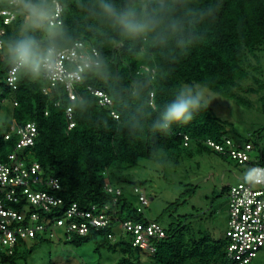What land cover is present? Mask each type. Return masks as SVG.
Returning a JSON list of instances; mask_svg holds the SVG:
<instances>
[{"label":"trees","instance_id":"1","mask_svg":"<svg viewBox=\"0 0 264 264\" xmlns=\"http://www.w3.org/2000/svg\"><path fill=\"white\" fill-rule=\"evenodd\" d=\"M208 2L192 0V5L198 7ZM3 18L4 15H0V27L10 30L16 18L8 24L3 23ZM61 19L73 35L96 47L108 58L111 76L107 80L87 76L82 83L75 85L76 99L70 101L63 85L52 87L49 94H44L39 86L28 81L12 89L6 85V70L0 68V110L8 103L11 116L10 129L0 135V164L12 167L14 162L9 156L14 153L17 162L29 172L27 186L31 191H46L62 199L48 216L62 215L72 203H76L84 210L96 206L94 213L105 212L110 222L97 229L90 225L85 235L74 231L64 240L48 237L44 232L28 239L19 237L12 252L7 245L0 244L4 249L2 260L13 261L22 245L32 249L33 245L28 246V241L57 240L74 248L91 242L92 252L97 255L96 264L228 263L230 241L226 230L222 236L214 228L195 226L182 219L164 227L158 220L146 216L145 211L140 213L137 194L132 192L134 198H131L120 185L125 182L126 171L137 167L141 161L174 166L183 155L190 153L192 147L224 158L225 155L209 146L207 140L225 147L226 139L235 144L251 143L253 151H257L254 157L264 163V148L258 130L231 137L227 129L230 122L218 117L209 107L188 124L174 126L167 136L145 131L132 139L126 123L135 113V101L130 99L127 88L132 81L142 78L145 70L141 65L152 64L161 69L160 79L155 82L160 105L170 102L173 89L182 82L210 80L214 92L231 99L239 96L236 91H252V83H257V76L262 71L257 54L264 51V0H222L215 18L201 25L203 39L179 56H174L171 46L153 47L132 41H125L122 47L112 46L110 40L114 33L86 17L75 0H65ZM88 86L105 92L111 97L112 104H100L99 97ZM81 99L83 104L79 103ZM70 105L73 125L68 129L66 108ZM27 123L35 126L34 142L15 148L21 136L17 130ZM6 134L9 136L5 137ZM184 134L188 136L187 145L183 144ZM234 161L241 166V173L249 168L246 163ZM33 164L39 166V171L30 172L29 167ZM34 178L38 181L33 182ZM51 179H56L59 186L48 184ZM133 184V187L139 186ZM108 185L120 187L122 193L109 210L103 211L104 205L112 202L114 197L106 190ZM13 186L19 200L15 203L8 201L7 206L23 217L9 225L16 230L21 225H30L28 216L38 210L23 193L22 186ZM226 188L228 196V184ZM227 201L228 197L225 208ZM43 216L42 211V220ZM127 219L144 224L155 221L163 227L165 236L153 240L155 249L152 253L134 246L132 234L122 232L121 224ZM117 229L121 234L117 235ZM124 235L129 236V240H124ZM103 249L105 253L101 252Z\"/></svg>","mask_w":264,"mask_h":264},{"label":"clouds","instance_id":"2","mask_svg":"<svg viewBox=\"0 0 264 264\" xmlns=\"http://www.w3.org/2000/svg\"><path fill=\"white\" fill-rule=\"evenodd\" d=\"M75 3L86 17L114 33L112 46L122 47L125 41L171 46L174 56L186 54L203 39L201 25L214 19L222 7V0H209L198 7H193L192 0ZM64 4L65 0H0V14L7 12L16 18L10 30L0 28V68L6 70L9 86L15 88L28 81L46 92L53 82L66 88L82 83L89 75L110 78L108 58L73 35L63 23ZM160 71L159 65H147L142 78L127 88L135 101V113L126 123L132 139L145 131L167 136L174 126L188 124L217 99L210 80L182 82L173 89L170 102L160 105L155 87ZM243 179L250 184L264 183V168H248Z\"/></svg>","mask_w":264,"mask_h":264},{"label":"rangeland","instance_id":"3","mask_svg":"<svg viewBox=\"0 0 264 264\" xmlns=\"http://www.w3.org/2000/svg\"><path fill=\"white\" fill-rule=\"evenodd\" d=\"M262 71L252 91H236L239 96L231 99L216 92L217 99L210 105L220 118L230 122L228 134H245L258 130L264 148V51L257 54ZM251 86V85H250ZM8 103L0 110V135L10 129L11 116ZM257 151H253L252 156ZM189 154V155H188ZM183 155L177 165L161 166L151 160L126 171L121 185L134 198L133 183L138 184L148 197L144 208L146 216L156 219L164 227L180 219L195 226L214 228L224 236L227 227V184L243 181L241 166L227 157L196 148ZM238 178H237V176ZM217 209H219L217 211ZM117 235L121 232L118 229ZM116 235V237H117ZM129 236H123L129 240ZM28 246L18 248L13 261H3L4 249L0 247V264H96L97 255L92 252V243L74 248L57 240L28 241ZM104 250V249H103ZM105 253L104 251H101ZM94 255V256H93ZM96 256V258H95ZM112 261V260H111ZM103 264V263H102ZM106 264V263H104ZM111 264V263H107ZM250 264H264V244Z\"/></svg>","mask_w":264,"mask_h":264},{"label":"built area","instance_id":"4","mask_svg":"<svg viewBox=\"0 0 264 264\" xmlns=\"http://www.w3.org/2000/svg\"><path fill=\"white\" fill-rule=\"evenodd\" d=\"M4 15L3 23H10L15 17L14 14L7 12L0 14ZM1 28V27H0ZM94 47V46H91ZM96 48V47H95ZM145 70L146 65H141ZM6 85L15 89L7 83ZM53 84L46 88L44 94H49ZM88 88L93 94L99 97V103L102 105H111L112 101L105 92L99 89ZM70 101L76 99L75 85L69 84L66 88ZM58 105L59 103L56 102ZM113 116L117 117L114 111H111ZM66 115L69 121L68 129L73 125L72 120V105L66 108ZM17 132L20 133V138L15 148L32 145L36 135V129L33 123H27L24 127H20ZM9 135H5L8 137ZM183 144H188V136L183 135ZM207 144L212 146L216 151L236 160L238 163H246L249 168L260 167L264 168V163H259L257 158L252 156L253 146L251 143H233L230 139L225 140V145L207 140ZM14 164L9 167L7 164H0V244L7 245L9 252H12L18 238L28 239L34 237L37 233L44 232L48 237L64 240L71 237L72 232H77L80 235H85L89 226L99 228L107 225L110 222V217L105 212L94 213L97 210L96 206H92L89 210L80 209L76 203H72L62 215L48 216L52 212L53 207L62 203V199L48 194L46 191H31L28 188L29 172L22 168L21 162H17L16 155L12 153L9 156ZM30 172L39 171V166L33 164L30 167ZM243 176V173H242ZM40 180V179H39ZM38 179L34 178L33 182ZM40 182H43L42 179ZM48 184L53 187H58L56 179L49 180ZM13 185L22 186L23 193L27 194L29 201L34 204L38 211L32 212L28 219L30 225L20 226L16 230L9 226L14 221L23 219L16 210L7 206V202L13 203L19 200L16 195V190ZM229 185L227 210V227L226 235L229 238L228 253L229 262L226 264H245L250 262L257 256L258 251L264 244V183L250 184L243 181H238ZM106 190L114 194L113 200L104 205V210L107 211L117 202V196L122 193L120 187L107 186ZM133 192L137 194V210L140 213L144 212V208L148 205V197L139 186L133 187ZM42 211L44 212L43 220ZM40 220V222L38 221ZM123 233H131L133 236L132 244L142 248L148 253L154 251L153 240L165 236V230L155 221H149L146 224L134 222L130 219L125 220L121 224Z\"/></svg>","mask_w":264,"mask_h":264},{"label":"crops","instance_id":"5","mask_svg":"<svg viewBox=\"0 0 264 264\" xmlns=\"http://www.w3.org/2000/svg\"><path fill=\"white\" fill-rule=\"evenodd\" d=\"M237 176V175H236ZM237 178H238V176H237Z\"/></svg>","mask_w":264,"mask_h":264}]
</instances>
